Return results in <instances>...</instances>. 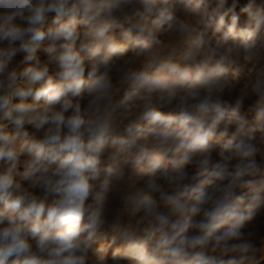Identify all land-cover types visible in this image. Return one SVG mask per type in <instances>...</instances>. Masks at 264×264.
<instances>
[{"label": "clouds", "instance_id": "clouds-1", "mask_svg": "<svg viewBox=\"0 0 264 264\" xmlns=\"http://www.w3.org/2000/svg\"><path fill=\"white\" fill-rule=\"evenodd\" d=\"M0 264H264V0H0Z\"/></svg>", "mask_w": 264, "mask_h": 264}]
</instances>
